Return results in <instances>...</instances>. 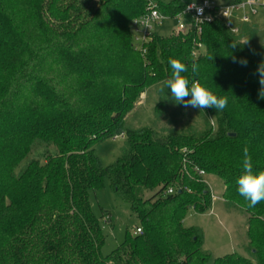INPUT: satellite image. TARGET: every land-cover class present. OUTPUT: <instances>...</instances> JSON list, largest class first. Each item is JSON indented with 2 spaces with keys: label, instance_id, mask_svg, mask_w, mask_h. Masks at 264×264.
<instances>
[{
  "label": "trees",
  "instance_id": "obj_1",
  "mask_svg": "<svg viewBox=\"0 0 264 264\" xmlns=\"http://www.w3.org/2000/svg\"><path fill=\"white\" fill-rule=\"evenodd\" d=\"M192 1L158 0L169 18ZM146 3L0 0V264H264V201L248 207L237 190L245 146L253 171L264 170V99L255 74L262 59L219 18L200 36L195 29L155 33L143 55L131 23ZM232 42L240 45L231 49ZM171 58L188 66L183 75L190 81L227 97V107L174 104L164 88ZM155 87L167 93L156 115L168 128H125L124 119ZM188 109L200 118L195 125L185 123ZM118 136L125 138L121 157L104 167L95 146ZM36 150L42 160L17 172ZM206 175L222 179L225 203L247 216L250 257L214 259L203 233L184 226L191 211L212 209ZM106 180L143 231L129 233L110 256L102 254V227L90 204V192Z\"/></svg>",
  "mask_w": 264,
  "mask_h": 264
},
{
  "label": "rangeland",
  "instance_id": "obj_2",
  "mask_svg": "<svg viewBox=\"0 0 264 264\" xmlns=\"http://www.w3.org/2000/svg\"><path fill=\"white\" fill-rule=\"evenodd\" d=\"M167 1V0H166ZM197 3L201 0H195ZM221 4H232L233 0H215ZM255 12V13H254ZM249 17L247 23H243L245 16ZM182 21L189 24L190 17L183 16ZM226 22H229L226 20ZM232 25L240 28V34L236 38L245 44L248 50L257 54L264 60V4L250 8L244 12L236 13V17L230 21ZM179 26V20L169 18L156 26L154 32L160 36H170ZM247 31H244L246 30ZM167 98V93L152 88L146 91L135 110L127 115L123 125L132 130L152 129L162 131L168 128L166 120L159 119L156 115V106L161 100ZM189 117L185 120L187 125H195L200 118L193 109H188ZM197 116V118H196ZM125 138L118 136L98 143L95 146V154L104 167L113 165L122 154ZM42 151L36 150L18 168L20 172L32 159L41 158ZM205 183L212 193V209L205 213L191 211L185 218L183 224L186 228H197L204 236V250L212 255L214 259L237 253L244 257H250L245 249L248 245L247 239V216L238 209L230 208L224 201L223 195L225 185L222 179L215 175H206ZM148 194L147 197H150ZM90 204L95 217L102 227L104 245L102 254L110 256L127 239L128 234H134L139 222L132 213L130 205L117 198L111 191L108 180L104 187L90 192Z\"/></svg>",
  "mask_w": 264,
  "mask_h": 264
},
{
  "label": "clouds",
  "instance_id": "obj_3",
  "mask_svg": "<svg viewBox=\"0 0 264 264\" xmlns=\"http://www.w3.org/2000/svg\"><path fill=\"white\" fill-rule=\"evenodd\" d=\"M195 6V3L190 5V7ZM247 42L248 40L242 43L244 45ZM238 45H240V43L232 42L229 46L231 49H235ZM232 60L234 63H239L244 67L248 64L246 58L238 59L236 56L232 55ZM169 65L171 67V74L164 81V88L170 90L171 100L174 104L183 105L185 108H199L200 110L214 108L216 111H222L227 107V97L217 96L210 89L203 86L198 79L194 78L190 81L188 77L183 75L188 71V66L185 63L181 62L179 59L171 58L169 60ZM191 70L195 76L198 73V66L192 64ZM255 74L258 75L260 85L258 97L264 99V60L258 64ZM161 90L163 91V88ZM242 152V174L237 179V190L239 195L248 202V207H255L258 203L264 201V170L255 173L253 171V163L249 148L245 146Z\"/></svg>",
  "mask_w": 264,
  "mask_h": 264
},
{
  "label": "built area",
  "instance_id": "obj_4",
  "mask_svg": "<svg viewBox=\"0 0 264 264\" xmlns=\"http://www.w3.org/2000/svg\"><path fill=\"white\" fill-rule=\"evenodd\" d=\"M193 3H195L196 6L190 7ZM258 4H264V0H243L239 3H232L224 6L219 5L215 0H201L198 3L193 0L181 14L175 17V19L179 20V26L175 32L186 33L191 29H195L200 36L204 25L212 23L215 18H219L224 22H226V20L229 21L226 22L227 28L233 35H239L240 28L236 25H232L230 21L232 18L236 17V13H245L248 7L253 8L258 6ZM185 15L191 19L189 24L182 21V17ZM166 19L167 16L160 12L158 0H147L145 14L132 21L131 31L134 45L143 55L146 54L145 45L152 40L153 34H155L154 28L156 26H161ZM248 21L249 17L246 15L242 22L247 23ZM201 49L202 45L197 44V50L194 51L193 55L197 57ZM200 174L202 176L205 175L204 172ZM175 192L176 190L171 188L167 193L173 195ZM142 233L143 231L141 228H136L134 231L135 235H140Z\"/></svg>",
  "mask_w": 264,
  "mask_h": 264
},
{
  "label": "crops",
  "instance_id": "obj_5",
  "mask_svg": "<svg viewBox=\"0 0 264 264\" xmlns=\"http://www.w3.org/2000/svg\"><path fill=\"white\" fill-rule=\"evenodd\" d=\"M218 3V2H217ZM219 4V3H218ZM228 4H230V3H227V4H221V6H224V5H228ZM220 5V4H219ZM244 31H247V29L246 30H244Z\"/></svg>",
  "mask_w": 264,
  "mask_h": 264
}]
</instances>
